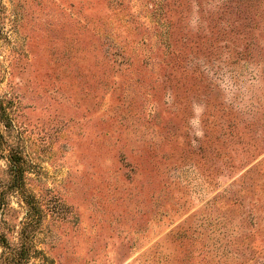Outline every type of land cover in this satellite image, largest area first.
<instances>
[{
    "label": "rangeland",
    "instance_id": "374dc122",
    "mask_svg": "<svg viewBox=\"0 0 264 264\" xmlns=\"http://www.w3.org/2000/svg\"><path fill=\"white\" fill-rule=\"evenodd\" d=\"M0 8V264H264V0Z\"/></svg>",
    "mask_w": 264,
    "mask_h": 264
},
{
    "label": "trees",
    "instance_id": "16d2710c",
    "mask_svg": "<svg viewBox=\"0 0 264 264\" xmlns=\"http://www.w3.org/2000/svg\"><path fill=\"white\" fill-rule=\"evenodd\" d=\"M0 14H1V8H0ZM7 103L9 102L8 101L4 102V99L0 97V151L2 152L7 149L6 146H10L8 145L6 136L3 134V131H2V126H4V128H9L11 126V121H12L10 112L8 110L9 104L7 105ZM2 152L0 154H2ZM5 157L10 162V167H11V171L13 175L12 182L13 184H15V182L18 181V178H20V175L23 169L22 156L20 154V151H18L15 148H11L9 149L8 155ZM15 186L16 188H19L17 185ZM27 203L31 207V204L29 203V201H27ZM28 217H31V214L28 215ZM27 225H29V223H27ZM26 238L27 236L24 235V239ZM26 241L27 240H25V243L22 242L21 251L19 252V256L13 258L14 264H17L18 262L20 263V260L22 261L23 259H25L26 262L30 259L31 257V249L29 246L30 244Z\"/></svg>",
    "mask_w": 264,
    "mask_h": 264
}]
</instances>
